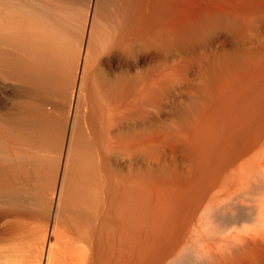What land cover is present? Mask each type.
<instances>
[{"label": "bare ground", "instance_id": "1", "mask_svg": "<svg viewBox=\"0 0 264 264\" xmlns=\"http://www.w3.org/2000/svg\"><path fill=\"white\" fill-rule=\"evenodd\" d=\"M1 1L0 109L11 111H0V264H171L186 250L205 264H264V0L203 3L221 13L183 48L176 87L173 68L151 76L147 54L190 40L165 37L172 0H94L81 26L74 0ZM76 54L69 101L63 65ZM174 92L180 130L161 118ZM68 127L62 174L86 178L81 195L71 188L59 202L78 218L22 223L33 211L20 177L50 168L41 147L61 144ZM169 136L180 164L163 150Z\"/></svg>", "mask_w": 264, "mask_h": 264}, {"label": "rangeland", "instance_id": "2", "mask_svg": "<svg viewBox=\"0 0 264 264\" xmlns=\"http://www.w3.org/2000/svg\"><path fill=\"white\" fill-rule=\"evenodd\" d=\"M26 1L28 3L35 2L34 0L33 1H31V0H8L9 3L15 2L16 5H17V3H19V4L26 3ZM74 1H73V3L70 6L72 8L75 7V9L73 8L75 11L77 10L76 12L78 13L79 23H80L79 24L77 22V25L79 24L81 26V21H83L82 23H84V21H85V19L87 17V15L86 16L84 15V14H87L86 10H88L87 8H89V7H91L93 5L94 0H90V1L89 0H74ZM0 2H2V1L0 0ZM6 2H7V0H6ZM188 2L191 3V6H190V4L188 6ZM205 2H208V0L207 1H205V0H172V1H170L168 3V5H167L168 7H166V9H165L167 14L164 12L165 16H164V18L161 19V21L163 23H165V25L163 24L164 26L162 25V27L165 28V29H163V28L162 29L164 31H166L165 32V37H167L166 39L167 40L170 39L169 41H173L175 39L174 42H176V41H178L180 35H183V34L187 33V35H188L190 40L188 42H186V44H184V45H181V46L175 45L174 47L167 48V49H165L163 51L161 49H159L157 46L151 45L149 47L150 50H148L147 54L150 57V68H151V76L152 77H154L155 75L158 76V74L160 72H162L163 69L165 70V69H172L173 68V69H175V70H173V71H175L174 80H176V82L173 85H174V87H176L178 85V82H177L178 73H177V68L176 67L178 66V63L180 61V56H181L183 48L192 49L196 45V42H195L196 40L194 39V37H197V36L195 35V33H198V35L199 34L201 35V34L208 33L209 30H210V25H211L210 24L211 23L210 22L211 21L210 17L215 15V13L216 14L221 13L220 9L219 10L218 9H216V10L214 9L213 11H211V12H214L213 14H211V12H208V13L207 12L206 13L201 12L202 11L201 9H203V3H205ZM210 3H211V1H210ZM187 7H189V8H187ZM80 9H81V11H80ZM84 11H85V13H84ZM182 11H183V13H182ZM163 15H162V17H163ZM201 15H202V17H204V19H203L204 21L203 22H205L203 28H201V29H204L203 31L200 28L196 29L198 27L195 26L196 18L198 16H201ZM83 16H84V18H83ZM183 17H185V19ZM183 22H185V23H183ZM181 23H183V24H181ZM71 34H72V36H71L70 39H72V37H73V39H74L73 42L75 43L78 34L76 33L77 35H75V31H74V33L72 32ZM73 34H74L75 37L73 36ZM208 35L209 34H206V37ZM79 37L80 36L78 35V41L77 42H79L80 39H81ZM222 37L225 38V35H222ZM230 39L231 38H229V39L226 38V42H230L231 41L230 43H232V40H230ZM206 40H207V43H209L208 42L209 39L206 38ZM77 42L75 43L76 45L78 44ZM81 54H78V55L76 54L77 56L74 57V58L75 59L78 58V59L76 61H75V59H73L75 62L72 61V65H70L71 64V62H70L71 60L69 61L70 63L66 62L67 66H68V63H69L68 67L65 64L63 65L65 67L64 70L66 72V73L64 72V74H66V75L63 74V79H65L64 78L65 76H66V79L69 78V80L65 79L66 80L65 82L63 80L64 88H66V89H64L65 90V94L67 95L66 98L69 101L71 99L72 91L77 87V84H78V81H79V78H80V69H81V60H82V55ZM73 62H74V64H73ZM10 69H11V67L7 70L8 73L9 72L10 73L13 72V69H11V70ZM10 73L8 74L9 78L11 77V75L13 76L15 71L12 74H10ZM70 74H71V78H70V76L68 77V75H70ZM14 76H15V74H14ZM189 77H191V78L193 77L192 73H189ZM13 78L15 79V77H13ZM13 78L11 77L12 80H13ZM11 79L6 82L5 90L3 92V95H5V96L8 95V97L10 96L11 89H13V87L17 86V84H18L16 80L11 82ZM69 97H70V99H69ZM178 99H179V94L177 92H174L171 96L167 97V101H169L168 102V106L164 109V112H162V116H161V118H162V120H163V122H164V124L166 126H169L170 128H174L176 130H180L183 127V124H182L181 120L175 114V112H176L175 103L178 101ZM68 100H67V102H69ZM8 105H10V103H8ZM5 110H8L9 112L11 111L9 108H7ZM0 111L4 112L3 109H0ZM155 112H157V111H154L153 113H155ZM68 114H69V122H70V120H71V117H70L71 116V111ZM68 125H69V123H68ZM68 133H69V127L66 130L65 139H63L61 144L59 143L58 145H51V147L50 146H46V145H45L46 147L45 146L41 147V149H43V150L45 148L48 150L47 151L45 149L43 153H42V150H40L41 154H44V157L47 156V155H50V158L48 159L49 156L46 157L47 160L45 158L44 162H43L44 158L41 156L42 157L41 165L44 164V163H47L46 161L49 160L47 164L49 165V163H50L51 165H49V166L47 164H45V165L48 168L50 167L49 168L50 170L49 169L46 170V168H43L46 171L44 170L43 172H45V173L42 174L43 172L41 170H43V169H42V167H39V169H41L40 173L42 172L41 174L40 173L36 174L35 173L36 171L34 173L32 172L33 174H31V172H29V173L27 172L29 175L25 176L26 174L24 173L25 175L22 174V175H24V177L23 178L20 177L21 178L20 182L23 181V184H24L22 188H24L23 191H25L24 194H25V198H27L28 206L31 209V211H33V212L29 213L28 215H26L25 217H22V219H21L22 223H31L32 226H36L35 225L36 223H43V224H45V223H47V224L54 223L57 218H58V222L57 223H74L75 219L78 218V215H76V213L72 210L71 205L68 204V207H65L63 205H60L61 203L59 202V195L63 191L67 193L71 188L75 189L76 192L79 191L78 194L81 195L82 192L80 193V191L83 189L81 184L85 180L84 177L86 178L85 174H84L85 175L84 176L83 174H79L78 173V175H77L75 173V175L73 174L72 176H70V177L68 176L67 178L64 177L63 174H62L63 170H64V167H65L64 166V164H65L64 163L65 162L64 161V156H65V151H66V144H67V141H68L67 138H69V134ZM177 138L178 137L169 136V138L166 139V141H162L161 140V142H163V143L166 142V143L163 144V145H165L163 147L165 149H163V150L165 151L166 157H167V152L166 151H169L167 148H169L170 151L173 153V155H172L173 158H172L171 157L172 153L170 151L168 152V154L171 153L170 155H168L171 159H174L176 157L175 154L180 151L179 148H181V147L176 146V143H175V141L177 142ZM10 142H12V141H10ZM34 142H36V139H35ZM33 145H31V146H33ZM26 146H27V150L29 151L28 153H30V151L32 150V153L30 155H32L33 152H34V155H36V149L34 148V146H33L34 149L30 147L31 150L28 149L30 144H27ZM26 146H24L23 149L24 148L26 149ZM55 148H59V149L55 150ZM25 149L23 150V152L26 153L27 150H25ZM51 149H53V150H51ZM54 150H55V152H54ZM57 152H58V154H57ZM55 153H56V155H55ZM181 153L182 152H179L180 155L178 154V156H181V157L177 156L179 161L178 160L177 161L173 160V162H172V160H171L173 165H174V163L176 164V162L177 163L178 162L181 163L180 160L183 157L182 156L183 154L181 155ZM55 156H57V158ZM30 157L34 158L33 155L30 156ZM51 157H52V159H51ZM53 157L55 159H58V160H57V162H55L56 164L53 163V165H52V162H54V160H55ZM170 158L167 159V163L170 162ZM35 159H36V157H35ZM35 159H34V161H35ZM34 161H33V163H35ZM171 162H170V165H172ZM33 163H31L32 165L30 164V162L28 163L30 165L29 168H32V167H34L36 165V164H34V166H33ZM180 163H178V164H180ZM28 164H26V166H28ZM45 165H44V167H45ZM168 165H169V163H168ZM35 168H36V166H35ZM35 168H33V169H35ZM185 169L186 168L183 167V170L182 169L181 170L185 171ZM181 170H179V171H181ZM228 217H229L228 215L223 216L222 221L223 222H227V223H223V224H228V222H230V221H232L234 219L232 216H230L231 218H228ZM6 220H7L6 217H1L0 218V223H5ZM202 229H204V231H205V228H202ZM202 229L201 228L199 229L201 231H198V235H199L200 232L203 231ZM204 233H206V232H204ZM201 234L199 236H201ZM205 236H206V234H204V238H205ZM202 237H203V234H202ZM202 237H200V239ZM200 241H203V239H201ZM200 244H202V243L200 242ZM186 251H187V254L185 253ZM186 251H184V253L181 254V258L180 259H182V260H180V261L182 262V264H192L193 261H194L193 264H203V263L205 264V262H203L204 259H200V261H199V260H197V258L191 257L190 253L188 255V250H186ZM189 258L192 259V260L190 261ZM180 261L179 262H175V263L172 262V263L173 264H177V263L181 264ZM200 262H202V263H200Z\"/></svg>", "mask_w": 264, "mask_h": 264}]
</instances>
